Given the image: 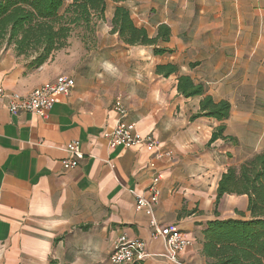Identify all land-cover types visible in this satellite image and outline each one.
<instances>
[{"label": "crops", "instance_id": "crops-1", "mask_svg": "<svg viewBox=\"0 0 264 264\" xmlns=\"http://www.w3.org/2000/svg\"><path fill=\"white\" fill-rule=\"evenodd\" d=\"M117 4L108 1L97 26L101 55L84 56L79 65L82 56H51L29 69L14 46L0 48V89L29 94L60 74L75 79L48 118L11 112L0 96V264H112L110 253L122 235L146 242L144 258L131 264H180L166 256L150 216L136 209L133 191H148L154 175L160 176L155 219L192 240L179 256L184 264H210L202 253L206 221L241 217L236 210L249 217L246 195H224L218 216L214 202L222 173L264 151V0L119 2L150 36L161 24L170 27L163 45L172 51L161 55L111 32ZM160 63L177 64L179 71L157 74ZM181 74L203 83L215 100H229V117L192 118L201 96L179 93ZM118 97L128 107L127 120L172 156L154 167V153L142 143L109 146L104 133L116 124ZM220 124L235 140L208 145ZM73 140L83 158L65 169V148Z\"/></svg>", "mask_w": 264, "mask_h": 264}, {"label": "trees", "instance_id": "trees-1", "mask_svg": "<svg viewBox=\"0 0 264 264\" xmlns=\"http://www.w3.org/2000/svg\"><path fill=\"white\" fill-rule=\"evenodd\" d=\"M109 0H0V48L14 46L17 56H33L27 67L34 69L44 64L53 53L64 47L75 27H83L86 34L95 31L94 18L105 20ZM118 4L111 19L112 33L128 45H151L157 55L171 52L163 45L169 41L171 30L161 24L150 36L145 27L135 24L129 7ZM197 62L192 63L196 65ZM174 63H160L156 73L169 77L177 73ZM177 88L185 97L201 96L200 108L192 118L201 116L224 120L229 117L231 103L215 100L203 83H196L188 74L178 76ZM226 125L216 126L208 145L219 138L235 140L225 134ZM226 194L246 195V212L236 210L239 218L216 217L204 223L202 253L210 264H264V151L254 154L239 166H230L222 173L214 202L218 206ZM49 264H64L51 259Z\"/></svg>", "mask_w": 264, "mask_h": 264}, {"label": "built area", "instance_id": "built-area-1", "mask_svg": "<svg viewBox=\"0 0 264 264\" xmlns=\"http://www.w3.org/2000/svg\"><path fill=\"white\" fill-rule=\"evenodd\" d=\"M75 86L74 77L60 74L55 79L36 87L29 94H20L15 91L0 89V96L7 99V105L11 112H30L42 118H48L50 111L58 101L60 95H69ZM118 118L115 126L105 131L110 147H131L142 143L147 150L154 153L151 166H156V161L166 156H172L173 150L162 149L160 142L151 134L143 135L137 128L136 122L128 121V107L121 97H118L113 106ZM68 156L62 160L65 169L78 166L83 158L80 142L73 140L66 145ZM160 176L154 175L148 191L144 193L134 192L136 196V209L144 211L151 218L154 228L153 235L161 237L165 244L166 256L180 264V254L191 244L192 240L186 232L175 225H160L155 219V208L160 200L159 188ZM146 242L142 239H130L122 235L114 245L110 253L112 264H131L141 260L145 256Z\"/></svg>", "mask_w": 264, "mask_h": 264}, {"label": "rangeland", "instance_id": "rangeland-1", "mask_svg": "<svg viewBox=\"0 0 264 264\" xmlns=\"http://www.w3.org/2000/svg\"><path fill=\"white\" fill-rule=\"evenodd\" d=\"M99 20L97 17L94 18L95 25V31L93 34L85 32L83 27H75L70 35L68 37L66 44L64 47L56 50L52 56H82V59L80 60L77 65L81 64L83 62L84 56H100V52L98 51V46L96 45L97 41V26L99 24ZM33 56H24V61L26 65L28 64L30 58ZM16 92V91H15ZM225 211V210H224Z\"/></svg>", "mask_w": 264, "mask_h": 264}]
</instances>
